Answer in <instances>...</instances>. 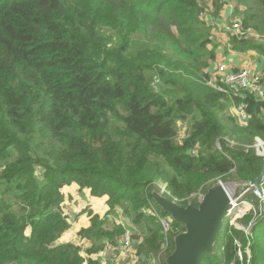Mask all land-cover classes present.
Segmentation results:
<instances>
[{
	"label": "trees",
	"instance_id": "1",
	"mask_svg": "<svg viewBox=\"0 0 264 264\" xmlns=\"http://www.w3.org/2000/svg\"><path fill=\"white\" fill-rule=\"evenodd\" d=\"M230 1L243 4L244 27L264 30V0ZM200 3L0 0V264H101L84 257L78 244L58 243L70 227L60 189L71 182L92 195L109 194L115 208L124 207L130 191L157 181L184 198L211 179L212 186L221 177L229 187L260 175L263 158L246 146L255 136L264 138V100L245 93L250 119L240 126L226 113L240 98L173 70L164 59L169 47L196 70L199 54L213 56L206 46L212 44L210 28L198 18ZM136 38L147 45L133 49ZM235 42L234 50L253 47L264 55L262 45ZM188 118L191 130L181 140L177 123ZM225 136L239 147L217 150L216 140L225 145ZM197 144L198 151L189 153ZM158 158L168 161L170 175ZM36 167L44 169L43 183L34 176ZM151 199V192L144 195L140 206L145 209ZM143 213L146 224L158 227V249L160 224ZM95 219L79 231L91 246L105 237L118 236L116 242L125 231L122 224L108 227L97 219L96 225ZM252 225L250 264H264V215ZM234 238L246 244L243 232L233 231L204 253L202 264H238ZM99 251L100 245L85 253Z\"/></svg>",
	"mask_w": 264,
	"mask_h": 264
},
{
	"label": "rangeland",
	"instance_id": "2",
	"mask_svg": "<svg viewBox=\"0 0 264 264\" xmlns=\"http://www.w3.org/2000/svg\"><path fill=\"white\" fill-rule=\"evenodd\" d=\"M200 2H201L200 3L201 11L198 14V18L207 27L210 28V34H211L210 38H211L212 44L209 43L206 46L207 48L213 49L212 50L213 56L209 57L206 53L199 54L198 55L199 62L196 63V70L190 69V67H192L190 64L191 63L190 60L183 59L180 56L175 55L169 47L163 48L164 59L166 58L168 62L172 61L171 64H172L173 70L177 69L178 71H183L186 74L190 75L193 79L202 80V81L205 80L206 85L210 86L211 88H214L215 90H217V87L214 82V80L217 79V73L215 70V65L217 63L226 64L228 69L233 72H237L240 69H245V67L248 66L249 68L247 67L246 69L252 70V73L249 70L250 77L252 78V80L256 82V85L258 87L257 93H255L253 96H256V98L259 100H264V55H262L263 53H261L257 48L254 49L253 47L248 48L247 51H242V52H239L233 49V44L236 43L235 41L239 39L250 40L254 44L262 45L264 47V39L261 37L264 35V30H258L252 27H244V25L242 24L243 23V8H244L243 4L237 5L236 3L230 0H200ZM216 4L219 5L218 9H216ZM234 22H240L241 26L243 27L242 30L244 31L245 38H238L235 35L228 33L222 29L224 26H231ZM146 45L147 43L143 42L139 38H136L133 42L132 48L135 50H139V49H143ZM247 62H249L248 65L245 64ZM252 66L256 67L257 71L254 70ZM202 76H204V78H202ZM167 99L170 100V97H168ZM222 99H224V97H222ZM240 99L241 100L239 102H236V103L230 102L228 104V109L226 113L230 114L234 118L235 116H234L233 107H235V105L242 103L243 98H240ZM260 114H261L262 119L264 120V109L261 110ZM236 122L238 123L237 119H236ZM238 125L243 126L239 123ZM177 128H178L177 137H179L181 140H183L184 138H187L191 130L190 129L191 119L188 118L183 121H179L177 123ZM258 137L261 138L260 136ZM38 138H39L38 135H36L34 138V141H37ZM221 139H222V142H224V139H228L230 141L235 142L233 139H231L228 136L227 137L225 136ZM261 139L264 140V138H261ZM217 140L221 144L220 138ZM223 146H226V145H222V147ZM198 147H200L199 144H197L192 149H195V152H197ZM233 147L238 148L239 144L235 142ZM215 148H216V144H215ZM8 150H10L9 151L10 160H13L16 157V151L11 147ZM158 161L160 165L165 170H167L168 174L170 175L171 167L168 161L163 158H158ZM43 170L44 169L41 167H36L35 173H34V176H36L37 180L40 183H43L45 180ZM218 180H221V177H218L215 181H218ZM213 181L214 179L209 180L207 184L202 185L196 192L192 193L188 197L182 198L184 200L183 207L184 205L188 204L187 202H189L191 206H193L192 202H194L196 204L194 206L197 207L199 203L202 201L203 196L206 193V192L204 193L203 190L209 187L213 183ZM157 182L165 183L163 181H157ZM246 182L247 181L245 182L239 181L237 183L234 182L235 184H232L229 187L224 184L225 185L224 189L228 191L231 190L230 193L232 195V198L233 199L235 198L238 200L236 201L235 206L229 207L225 211L223 215L222 223H221V228L219 231V237L217 239L218 241L222 237L224 238V236H228V237L232 236L233 231L243 232L244 239L246 241L245 245H242V243H240V241L236 238H234L233 240V243L236 246L235 255L237 256L239 260L238 264H250L251 263L252 254H251V249H250V240H252V233H251V228L253 227L252 224L256 223L257 219L262 218L264 215V199L262 200L255 199L249 195L250 194L249 192L245 193L243 190V186ZM72 183H75V182H71L65 186H69ZM155 183L145 189H142V191H138V192L130 191L131 198H129L128 200L125 199L126 204L124 205V207L120 206V204H117L118 206L115 208L110 206L108 202V199H110L109 194L102 193L100 195H95V194L92 195L90 188H84V189H89L91 196L98 197L103 202L104 204L103 210L107 206V208L104 210L102 215H100V213L93 214L92 210L87 205L84 208H82L84 201H78V199L75 198L77 194L74 191H71V194L68 197L69 199L68 203L62 202V205H61L62 210L64 211V214L67 217V222L69 221L70 214L67 213L64 207L70 206L73 209V206H74L75 215H73L72 222L76 223L79 220L78 216H80V214L87 212L88 216L91 215V217L93 216L97 219L105 220L106 223L108 224V227L122 224L125 226V229L127 228L130 230V232L132 231L131 232L132 242L126 250H120L119 248L121 237H119L115 242V239L118 236L114 237L113 239L105 237L104 238L105 240H103V243L99 244L101 246V251H105L106 253L110 251L109 254H110L111 259H109L106 264H162L163 262L166 263L168 257L172 254V252L175 249V237L180 233H184L186 229L184 227V224L178 221H175L173 219L174 221L171 225V229L168 232L166 237L163 234L162 228H161L162 238H161V241L159 240V247L157 249V246L155 244H157L156 238L158 236V232H157L158 227L152 222L146 224L147 218L144 216L145 214L143 212H146V209L148 208V206L145 209H143L140 206L142 199H144V195L145 197H147V195L150 194L151 192V196H152L153 192L158 191V187L155 185ZM261 185L264 189V179ZM63 187L61 188L62 190H63ZM2 188L3 187H0L1 196H3ZM79 189L81 192L82 191L81 188ZM62 190L61 192L63 193ZM97 190L100 191V187ZM63 194L65 195V193ZM8 196L10 200H13L12 194H9ZM64 197H65L64 201H66V196ZM10 202L12 203V201ZM248 202L252 204V205H249V207L252 206L249 209H247L248 206L246 204ZM135 206H137V210L134 209ZM157 209L159 213L161 214L160 212V210H162L161 207H157ZM137 211L139 213H137ZM250 213L251 215L247 217V222H246L245 217L247 216V214H250ZM162 215L167 216L169 214L165 213ZM91 217L89 219L90 223H91ZM97 219L93 220L92 223L93 224L96 223L97 225L98 223ZM177 223H180L181 227H179ZM149 226L151 227L150 229H149ZM69 228L71 229L72 226L70 225ZM87 228L89 227L88 226L80 227L79 231L81 232L82 230H85ZM69 231L70 230L67 231L68 233L64 232V236H67L68 238L67 240L64 239L66 241L64 243L70 242V243H75V244L80 245L82 247L83 255L85 254L86 250L91 248L92 246L94 247L99 246V245L91 246V241L86 240L85 238H82L79 235V232L77 233L79 238L77 237V235L74 237H68L70 235ZM73 238L75 241L73 240ZM82 239H85L83 240L84 243L80 244V240ZM76 240H77V243H76ZM61 242H63V239L61 240V236H60L58 243H61ZM213 250L214 248L212 249L211 252H204V253H212ZM93 254H96V253H93ZM226 264H235V263L231 261L230 263L227 262Z\"/></svg>",
	"mask_w": 264,
	"mask_h": 264
},
{
	"label": "water",
	"instance_id": "3",
	"mask_svg": "<svg viewBox=\"0 0 264 264\" xmlns=\"http://www.w3.org/2000/svg\"><path fill=\"white\" fill-rule=\"evenodd\" d=\"M264 179V157L262 170L258 177L250 181L259 186ZM224 184L216 182L207 189L202 201L197 207H185L168 200L158 192L152 193V198L159 207L173 217L175 221L184 224L186 231L175 237V249L168 257L166 264H201L204 252H211L219 237V231L225 211L230 207L224 199Z\"/></svg>",
	"mask_w": 264,
	"mask_h": 264
},
{
	"label": "built area",
	"instance_id": "4",
	"mask_svg": "<svg viewBox=\"0 0 264 264\" xmlns=\"http://www.w3.org/2000/svg\"><path fill=\"white\" fill-rule=\"evenodd\" d=\"M242 28L243 27L241 26L240 22H234L231 26H224L222 29L228 33L235 35L238 38H245L244 31L242 30ZM261 37L264 39V35ZM215 70L217 73V79L214 80V82H215V85L218 91L226 95H229V96H236V97L243 98V99L245 97V93L253 94V95L257 93L258 87L256 85V82L252 80V78L250 77L248 69L245 68V69H240L237 72H233L228 69L226 64L217 63L215 65ZM233 109H234V116L238 120V123L243 126L247 125L250 119V115L247 112L246 104L242 101V103L235 105ZM224 143L229 148H232L233 145L235 144V142L230 141L228 139H224ZM215 144H216V148L221 151L222 145L220 144V142L217 140ZM246 147H253L258 156H260L261 158L264 157V140H262L258 136L254 137V141L251 146H246ZM190 153L195 154L196 153L195 149H192ZM217 182L222 183L221 180H218ZM155 185L158 187L157 192L161 196L183 206L184 200L182 198H178L175 195H173L171 191L168 189V186L166 183L157 182L155 183ZM243 190L245 193L249 192L255 199H260V200L264 199V189L261 184L259 186H256V185L251 184L250 181H247L243 186ZM233 200H234V204L231 200H229L230 201L228 202L229 205L230 204H233L232 206L236 205V201L238 199L234 198ZM187 203L188 204L186 205H189V202ZM246 204L248 206L247 209L252 207V206L249 207V205H252L249 202ZM186 205H184V207ZM157 207H159V205H157L156 202L152 198L148 202V208L146 209V212L149 215L154 216L158 220L162 228V232L166 237L168 232L171 229V225L174 220L169 215L165 216V215L160 214ZM131 242H132L131 232L129 229L126 228L123 235L121 236V242L119 245L120 250H126L131 244Z\"/></svg>",
	"mask_w": 264,
	"mask_h": 264
},
{
	"label": "crops",
	"instance_id": "5",
	"mask_svg": "<svg viewBox=\"0 0 264 264\" xmlns=\"http://www.w3.org/2000/svg\"><path fill=\"white\" fill-rule=\"evenodd\" d=\"M245 64L248 65L249 62H247ZM247 67H245V68H247ZM253 69L256 70V67H253ZM249 70L252 73V70L251 69H249ZM256 73H258V72H256ZM79 188L80 187L77 184H75V183H72L69 186H64L63 187V190L62 189L61 190L63 191V193H65L64 196H66V201H63V202L68 203L69 202L68 197L70 196L71 191H74L77 194L75 196V198L78 199V201H84V204H83L82 208H84L87 205L92 210L93 214H95V213L99 214L100 213V215H102V213L107 208V206L103 210L104 204H103V202L98 197L91 196L89 189H84L83 188V189H81L82 191L80 192V189ZM64 200H65V197H64ZM64 208L66 209L67 213L70 214V217H69V221L68 222L72 226L71 229L70 228L68 229V230H70L69 231V234L70 235L68 237H74V236L77 235V237L79 238V236H78L77 233L79 232L80 227H87V226L89 227L90 226L89 219H90L91 215L88 216L87 212L86 213H83V214H80V216H78L79 217V220L75 223V222H72L73 221V215H75V207L73 206V209H72L70 206H68V207L65 206ZM67 231H65V233ZM62 239H63V242H61V243L66 242L64 239H66V240L68 239L67 236H64V233H63V235H61V240ZM73 240H74V238H73ZM83 240H85V239L80 240V244L84 243ZM76 243H77V240H76ZM109 253H110V251H108L107 253L105 251H99L98 253L93 254V255L91 254L90 256H88L86 253L84 255L83 254L82 255L84 257H90V258L100 259L101 264H106L107 261L109 259H111Z\"/></svg>",
	"mask_w": 264,
	"mask_h": 264
},
{
	"label": "bare ground",
	"instance_id": "6",
	"mask_svg": "<svg viewBox=\"0 0 264 264\" xmlns=\"http://www.w3.org/2000/svg\"><path fill=\"white\" fill-rule=\"evenodd\" d=\"M224 199L228 202H230L229 200H231L234 204V200L233 198L231 197L230 193L228 190H225V195H224ZM233 204H230L229 206L232 207Z\"/></svg>",
	"mask_w": 264,
	"mask_h": 264
}]
</instances>
